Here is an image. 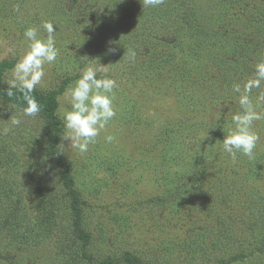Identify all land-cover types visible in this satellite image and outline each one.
I'll list each match as a JSON object with an SVG mask.
<instances>
[{
  "label": "rangeland",
  "instance_id": "rangeland-1",
  "mask_svg": "<svg viewBox=\"0 0 264 264\" xmlns=\"http://www.w3.org/2000/svg\"><path fill=\"white\" fill-rule=\"evenodd\" d=\"M241 1L264 7V0ZM239 2L164 0L145 9L142 0H0L5 85L27 50L24 30L37 27L45 38L42 24L55 27L59 55L45 65L34 91L55 96L61 136L62 113L70 108L65 91L86 67L98 62L106 70L98 78L107 75L118 85L116 116L87 152L62 138L58 143L72 163L90 235L84 250L92 258L83 256L80 242L74 261L66 262L53 256L50 238L37 234L21 248L0 231V264H102L107 257L112 262L106 264H126L125 251L145 264H264V120L256 122L261 140L254 159L237 153L233 162L222 149L231 115L239 111L232 85L264 61L254 59L256 49L264 53V25L249 26L250 11ZM230 5L233 16L226 15ZM20 109L0 99V119L7 124ZM16 130L23 147L37 150L52 132L43 112ZM49 168L58 180L59 168ZM62 217L69 219L68 213Z\"/></svg>",
  "mask_w": 264,
  "mask_h": 264
},
{
  "label": "trees",
  "instance_id": "trees-1",
  "mask_svg": "<svg viewBox=\"0 0 264 264\" xmlns=\"http://www.w3.org/2000/svg\"><path fill=\"white\" fill-rule=\"evenodd\" d=\"M239 3L245 7L243 1L240 0ZM232 5L226 7L228 16H233L230 10ZM245 8L250 11V16L246 19L249 26L263 27L264 7L249 5ZM201 31L206 33L203 26ZM227 32H229L228 29L225 34ZM210 39L212 37L209 36L208 40ZM162 54L170 56L169 53ZM160 56L155 54L156 62H159ZM245 56H243L244 61L241 62L247 63L249 60L245 61ZM256 56L264 58V53L256 49L255 61ZM7 87L0 77V99L23 108L26 103L23 95L16 92L9 98L6 95ZM32 95L40 104L41 112L47 115L52 132L48 142L39 150L30 145L23 147L18 141L16 129L6 136L0 135V231L7 242L16 243L21 248L30 247L31 242L36 240L37 234L45 240L50 238L53 256L66 262L74 261L75 255L78 254L75 251V243L80 242L82 247L80 252L85 258L91 259V255L84 250L90 243V235L83 228L81 197L74 187L70 173L72 163L63 156L58 146L62 127L56 115L57 100L53 95L45 97L37 91H33ZM6 126L8 124L0 119V130ZM48 163L51 165L48 166ZM51 166L59 168V181L53 177L50 178L49 174L52 170L49 167ZM54 180L59 182V187L55 186ZM62 191L68 195L66 200H63ZM63 213H68L67 221L63 219ZM122 260L126 264H145L138 255L129 251L123 253ZM111 262L112 260L107 257L102 264Z\"/></svg>",
  "mask_w": 264,
  "mask_h": 264
},
{
  "label": "clouds",
  "instance_id": "clouds-1",
  "mask_svg": "<svg viewBox=\"0 0 264 264\" xmlns=\"http://www.w3.org/2000/svg\"><path fill=\"white\" fill-rule=\"evenodd\" d=\"M163 3L164 0H142L141 4L143 8L149 9L157 8ZM42 28L47 34L45 38L40 37L37 27H28L24 30L27 50L11 70L6 95L11 98L19 92L26 103L16 116L7 120L8 126L0 130V135L6 136L13 129L21 127L26 118H35L41 112V106L32 93L42 83L45 65L53 64L59 55L53 23L44 22ZM110 51L115 50L110 49ZM128 56L129 59H134L135 52L129 49ZM105 71V67L98 62L86 67L80 78L68 87L64 94L70 108L62 113L65 131L61 138L67 140L71 148L78 150L80 154L88 151L89 145L96 142L101 131L105 130L108 123L116 116L113 101L114 90L118 85L107 75L98 78V73ZM262 85H264V61L254 65L251 77L232 85L231 91L236 94L239 111L231 115L229 128L222 140V149L233 162L237 153L247 156L250 160L255 158L254 150L261 140L255 130L256 122L264 120V110H261L264 106V91H259ZM254 89L258 90L255 100L252 97ZM222 107L228 108V106ZM221 116L219 110L215 115L217 122ZM106 139L111 142L112 137L108 136Z\"/></svg>",
  "mask_w": 264,
  "mask_h": 264
}]
</instances>
